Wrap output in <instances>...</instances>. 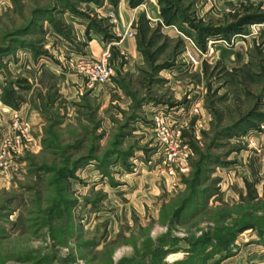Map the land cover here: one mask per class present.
I'll list each match as a JSON object with an SVG mask.
<instances>
[{"label": "rangeland", "instance_id": "374dc122", "mask_svg": "<svg viewBox=\"0 0 264 264\" xmlns=\"http://www.w3.org/2000/svg\"><path fill=\"white\" fill-rule=\"evenodd\" d=\"M262 25L264 0H0V264H264Z\"/></svg>", "mask_w": 264, "mask_h": 264}, {"label": "built area", "instance_id": "2783aa9c", "mask_svg": "<svg viewBox=\"0 0 264 264\" xmlns=\"http://www.w3.org/2000/svg\"><path fill=\"white\" fill-rule=\"evenodd\" d=\"M264 27V25H262ZM131 36V33H128ZM78 71L83 74L88 85L106 83L111 79L114 74V67L109 62L106 53H103L97 60L81 61L78 64ZM21 132L23 136L28 130V126L25 123H21ZM175 155L174 152H167L168 160H171ZM6 166L5 162L0 161V170Z\"/></svg>", "mask_w": 264, "mask_h": 264}, {"label": "crops", "instance_id": "0c3cea01", "mask_svg": "<svg viewBox=\"0 0 264 264\" xmlns=\"http://www.w3.org/2000/svg\"><path fill=\"white\" fill-rule=\"evenodd\" d=\"M118 19H119V23L117 24V28H119V30L123 31L125 29V26H127V24L129 23V20L131 18L130 13L128 14H122V13H118ZM132 44V41L130 39H122L119 42V47L120 48H124L125 45H129ZM86 50H88L89 53H93L94 56H99L102 51L104 50V46L97 41L96 39H92L90 40V42L87 43V45L84 47Z\"/></svg>", "mask_w": 264, "mask_h": 264}, {"label": "water", "instance_id": "95a60500", "mask_svg": "<svg viewBox=\"0 0 264 264\" xmlns=\"http://www.w3.org/2000/svg\"><path fill=\"white\" fill-rule=\"evenodd\" d=\"M10 264H14V263H10Z\"/></svg>", "mask_w": 264, "mask_h": 264}]
</instances>
